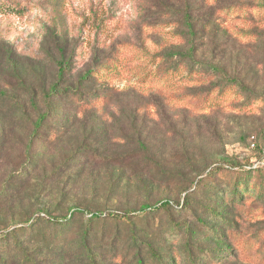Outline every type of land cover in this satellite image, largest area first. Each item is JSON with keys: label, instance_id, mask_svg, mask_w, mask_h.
Returning a JSON list of instances; mask_svg holds the SVG:
<instances>
[{"label": "rangeland", "instance_id": "rangeland-1", "mask_svg": "<svg viewBox=\"0 0 264 264\" xmlns=\"http://www.w3.org/2000/svg\"><path fill=\"white\" fill-rule=\"evenodd\" d=\"M263 151L264 0H0L8 257L264 264V169L236 172Z\"/></svg>", "mask_w": 264, "mask_h": 264}, {"label": "trees", "instance_id": "trees-1", "mask_svg": "<svg viewBox=\"0 0 264 264\" xmlns=\"http://www.w3.org/2000/svg\"><path fill=\"white\" fill-rule=\"evenodd\" d=\"M96 49V43L92 46V50L95 51ZM180 62H177L174 65V68H177L179 65L181 66L184 62V60H186V57L181 56L180 58ZM69 64L66 60H61L60 62H58V69H57V77H64L66 76V80L69 79V77L72 75V71L73 69L68 67ZM88 79L84 80L85 82L87 80H91L92 75H91V70L89 69V77H87ZM81 86L78 87H71L69 89L64 90L63 92H61V94L56 93V88L55 85H52L50 88H48L47 91L43 92V96L41 98V100L46 104L45 106V110L40 111L38 109L36 112L37 116L35 117V119L31 122L30 124V134H39L41 129L44 127L45 123H46V119L48 117H50L51 115L54 116L55 113V103L52 101V97L55 96L56 100L61 98L62 96L67 97L70 93H74V94H80L83 96L84 99H87L89 97V101H95L97 98H99V94H97V92L92 93V91L90 90V84H89V92L83 93V91L87 88H83V90L81 91ZM87 91V90H85ZM53 111V112H50ZM251 144L253 145L252 147H256L255 142H251ZM260 154V153H259ZM264 169V151L259 155V157L256 159V161L254 163H250L248 164L245 168H240L238 170H236L237 174H243L242 172L245 171H252V172H256L259 170ZM239 170H243V171H239ZM232 172V171H231ZM232 181V180H230ZM233 196H235V192L233 193ZM162 205V206H161ZM169 205L168 201H163L160 206L161 207H167ZM97 215H99V213H90V218H95ZM115 215V214H114ZM118 217V214L116 215ZM126 215L125 213H123V215H120L118 218L123 219L125 218ZM24 228L22 227H16L13 228L11 231H3L0 232V264H6L9 263L10 264H15L16 262L20 263V264H26L27 262L31 263V264H36L33 259H31L30 257V252L29 251H25L22 250L21 248V241H16V249L19 251V257H8L5 253V250L3 249L4 246H9L12 236L13 234H15L17 231L23 230ZM26 229H30V226L25 227ZM24 232V231H22ZM61 244H58V248H60ZM14 248V246H9V248ZM156 258H160L158 255L155 254ZM137 263L138 264H143V259L142 258H138L137 259Z\"/></svg>", "mask_w": 264, "mask_h": 264}]
</instances>
